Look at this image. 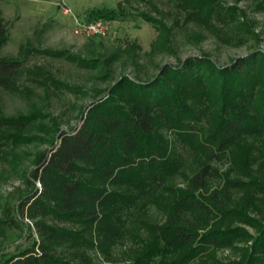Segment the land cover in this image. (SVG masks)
Here are the masks:
<instances>
[{"label":"rangeland","instance_id":"374dc122","mask_svg":"<svg viewBox=\"0 0 264 264\" xmlns=\"http://www.w3.org/2000/svg\"><path fill=\"white\" fill-rule=\"evenodd\" d=\"M22 1L0 0L9 35L1 55L15 58L21 46L33 47L32 52L23 50L21 59L25 58V71L36 72L34 77L24 72L17 90L0 89V112L4 116L31 118L25 129L8 130L14 142L0 146V264L39 242L33 223L26 217L22 221L17 214L20 199L29 190L27 178L36 158L50 150L58 131L70 133L79 128L83 111L104 91L123 77L149 81L164 66L177 67L188 58L209 57L218 67H228L255 50L264 53V0H215L223 11L234 8L237 17L232 23L224 13V18L217 21L188 20L177 8L178 0ZM93 9L115 11L118 18L100 20L104 29L99 34L82 32L76 21L87 22L84 15ZM147 17L156 23L147 21ZM45 50L64 54L39 53ZM168 141L174 144L173 138ZM178 151L182 165L168 186L185 189L189 178L206 161L190 146ZM249 154L253 160L247 169L256 175L253 171L264 159V134L241 140L222 159L209 163L218 171V178H213L200 194L217 193L225 208L220 213L197 217L201 233L236 229L245 232L244 236L210 247L176 245L156 257V262L242 261L252 244L251 237L261 230L259 223L264 224V176H256L250 190L229 193V181L249 179L242 168ZM120 192L132 198L120 215V235L105 246L91 238L83 244L76 241L62 245L57 248L58 256H82L90 264H125L158 244L152 227L163 225L168 203L178 195L163 190L141 199L130 189L122 188ZM71 227L81 234L79 225Z\"/></svg>","mask_w":264,"mask_h":264},{"label":"trees","instance_id":"16d2710c","mask_svg":"<svg viewBox=\"0 0 264 264\" xmlns=\"http://www.w3.org/2000/svg\"><path fill=\"white\" fill-rule=\"evenodd\" d=\"M176 6L191 21H217L224 13L232 23L237 17L234 8L223 11L215 0H178ZM117 18L109 9H93L84 15L87 22ZM146 20L156 23L150 17ZM8 39L0 11V89L12 91L17 90L24 72L36 76L34 70L25 71V58L21 59L23 50L35 49L21 46L17 57H3ZM39 53L64 54L53 50ZM82 63L86 66V61ZM30 121L29 116L7 117L0 112V146L14 142L8 130H23ZM81 121L70 133L58 131L50 150L36 158L27 178L29 190L20 199L17 214L22 221L26 217L33 223L39 242L5 264H90L82 256L60 257L57 248L76 241L83 244L88 238L104 246L113 242L121 232L120 215L127 200H132L123 196L122 188L141 199L163 190L178 195L168 203L163 225L152 227L158 244L125 264H168L155 258L176 245L210 247L244 236L245 232L236 229L201 233L197 217L225 208L217 193L200 194L218 178V171L209 163L222 159L241 140L264 134L261 50L228 67H218L209 57L188 58L177 67L164 66L149 81L123 77L83 111ZM189 146L206 162L189 178L185 189H175L168 182L180 172L178 150ZM246 160L242 168L249 179L229 181V193L250 190L256 176H264V159L253 171L256 175L247 169L253 157L249 154ZM259 224L261 230L251 237L242 261L228 264H264V224ZM73 225H79L81 234Z\"/></svg>","mask_w":264,"mask_h":264},{"label":"built area","instance_id":"2783aa9c","mask_svg":"<svg viewBox=\"0 0 264 264\" xmlns=\"http://www.w3.org/2000/svg\"><path fill=\"white\" fill-rule=\"evenodd\" d=\"M77 26L80 28L82 32L88 33V34H99L103 31L104 25L103 21L97 20L92 23L84 22V21H76Z\"/></svg>","mask_w":264,"mask_h":264},{"label":"crops","instance_id":"0c3cea01","mask_svg":"<svg viewBox=\"0 0 264 264\" xmlns=\"http://www.w3.org/2000/svg\"><path fill=\"white\" fill-rule=\"evenodd\" d=\"M25 0H23L22 2H24ZM29 1H31V2H38V3H40V2H43V0H29Z\"/></svg>","mask_w":264,"mask_h":264}]
</instances>
